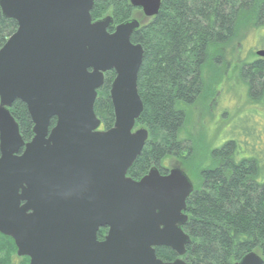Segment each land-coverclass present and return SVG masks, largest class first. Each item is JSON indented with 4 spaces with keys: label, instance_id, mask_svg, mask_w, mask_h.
I'll return each mask as SVG.
<instances>
[{
    "label": "water",
    "instance_id": "1",
    "mask_svg": "<svg viewBox=\"0 0 264 264\" xmlns=\"http://www.w3.org/2000/svg\"><path fill=\"white\" fill-rule=\"evenodd\" d=\"M154 17L161 0H128ZM94 0H0L17 28L0 48V233L28 264H188L185 200L193 183L179 167L127 170L148 137L135 129L143 105L137 75L143 49L130 37L136 19L92 20ZM264 57V51L256 52ZM114 121L100 130L94 112L104 73ZM26 106L32 138L24 142L9 112ZM55 123L50 127L51 119ZM107 227L102 240L100 228ZM176 257L162 261L155 247ZM255 252L233 264H262Z\"/></svg>",
    "mask_w": 264,
    "mask_h": 264
},
{
    "label": "trees",
    "instance_id": "2",
    "mask_svg": "<svg viewBox=\"0 0 264 264\" xmlns=\"http://www.w3.org/2000/svg\"><path fill=\"white\" fill-rule=\"evenodd\" d=\"M135 11L128 0H94L90 15L92 20L110 16L116 25L135 18ZM143 17L130 40L143 49L137 75L143 109L135 126L146 129L148 137L127 170L133 180L158 168L167 156L183 155L188 164L193 148L182 135L187 110L212 95L221 68L232 63L241 46V32L247 27L264 29V0H161L154 17ZM16 28V21L0 11V48ZM243 60L237 66L248 98L264 109V57ZM113 78V71L105 73L93 105L103 130L114 121L109 97ZM9 112L22 140L30 141L32 123L25 104L16 100ZM54 123L55 118L50 127ZM244 133L209 150V166H195L198 181L185 200L187 220L182 225L190 242L181 258L188 264H233L249 252L257 253L264 264V127ZM106 230H98V239ZM15 252L12 238L0 233V264H11ZM155 254L162 261L177 257L166 246L156 247ZM24 259L21 264H27Z\"/></svg>",
    "mask_w": 264,
    "mask_h": 264
},
{
    "label": "rangeland",
    "instance_id": "3",
    "mask_svg": "<svg viewBox=\"0 0 264 264\" xmlns=\"http://www.w3.org/2000/svg\"><path fill=\"white\" fill-rule=\"evenodd\" d=\"M133 16L137 20L143 17L138 10ZM113 27L115 25L112 23L108 29L112 30ZM239 42L241 46L235 49L232 63L228 67L221 68V77L213 86L212 95L209 97L204 95L187 110L186 125L182 135L193 148L187 159L188 164L183 160V155L167 156L160 162L158 171L160 169L161 172L166 173L171 168L179 167L185 171L194 186L198 181V170L195 166L205 168L210 165L209 150L220 147L230 138H241L246 133L244 131H252L255 134L264 127L262 123L264 109L260 104L249 100L247 86L241 80L237 66L240 59H244L243 62H250L256 58H263L256 52L264 51V29L247 27L241 32ZM137 128L140 127L135 126V129ZM22 259L25 260L24 257H18L15 252L10 263L21 264Z\"/></svg>",
    "mask_w": 264,
    "mask_h": 264
},
{
    "label": "flooded vegetation",
    "instance_id": "4",
    "mask_svg": "<svg viewBox=\"0 0 264 264\" xmlns=\"http://www.w3.org/2000/svg\"><path fill=\"white\" fill-rule=\"evenodd\" d=\"M134 8H136V7H134ZM136 10H138V11H140L141 13H142V11H141V9L140 8H136ZM142 15H143V13H142ZM144 16V15H143ZM145 17V16H144ZM146 18H149V17H146ZM151 18V17H150ZM132 19H135V18H132ZM137 20V19H136ZM138 21V20H137ZM114 30V27H113V29L112 30H109V29H107V31L108 32H112ZM167 173V172H166ZM166 173H163V174H166ZM105 236V235H104ZM101 239H103V238H101ZM100 239V240H101Z\"/></svg>",
    "mask_w": 264,
    "mask_h": 264
}]
</instances>
